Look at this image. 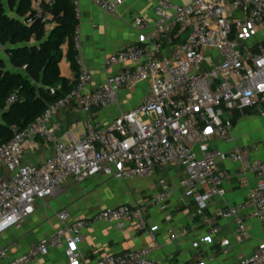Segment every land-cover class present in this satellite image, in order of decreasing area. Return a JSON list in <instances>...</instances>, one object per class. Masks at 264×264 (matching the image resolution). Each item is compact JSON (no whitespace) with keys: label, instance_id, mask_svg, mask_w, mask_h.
I'll list each match as a JSON object with an SVG mask.
<instances>
[{"label":"built area","instance_id":"obj_1","mask_svg":"<svg viewBox=\"0 0 264 264\" xmlns=\"http://www.w3.org/2000/svg\"><path fill=\"white\" fill-rule=\"evenodd\" d=\"M91 1L110 15L123 5V0ZM153 1L157 21L142 37L144 45H153L151 50L131 45L108 57L106 70H118L93 88V75L81 55L78 27V86L27 128L12 127V140L0 147V235L32 216L38 201L53 197L69 181L82 184L95 175L119 182L149 180L172 167L184 170L179 189L194 194L197 212L203 215L212 201L226 196L227 173L219 160L227 159L243 164V175L255 177L261 187L246 203L219 209L216 217L235 223L239 243L249 238L242 212L251 209L249 219L264 227V162L250 160V152L258 151V145L228 153L214 148L216 142L234 144L233 129L238 119L250 113L264 117V42L252 49L240 47V41L264 31V0H194L188 6L177 0ZM52 4L53 0H33L27 25L39 20L49 26L52 16L46 7ZM74 4L77 7V1ZM76 12L79 18L77 8ZM133 26L144 30L145 20L135 19ZM176 30L186 34L184 43L173 50L171 57L160 59L162 39ZM145 84L149 87L139 107L121 112L108 126L96 119L95 111L119 107L123 92H134ZM18 101L13 94L4 111ZM66 108L82 113L87 122L83 137L75 138L70 132L64 144L57 139L59 127L52 120ZM52 146L51 155L42 165L24 163L42 147ZM160 185L163 191L145 199L142 206L107 208L71 224L69 212L61 211L58 219L63 226L9 264H31L52 250L62 249L67 264H80L82 233L96 223L120 230L132 224L155 241L147 207L165 206L179 190L164 179ZM167 234L171 241L179 239L172 229ZM221 245L228 247L229 243L222 241ZM153 253V247H146L104 254L96 264H159ZM8 258L10 250L0 248V260ZM237 264H264V240L259 251Z\"/></svg>","mask_w":264,"mask_h":264},{"label":"crops","instance_id":"obj_2","mask_svg":"<svg viewBox=\"0 0 264 264\" xmlns=\"http://www.w3.org/2000/svg\"><path fill=\"white\" fill-rule=\"evenodd\" d=\"M7 14H16L8 9L9 0H1ZM79 11V32L81 37V55L93 75L92 87L103 83L110 74L118 69L106 70L105 61L131 45H143L149 50L152 44L144 45L142 37L155 25V3L153 0H123V5L114 15L102 12L91 0H75ZM194 0H177L182 6L190 5ZM135 19L145 20V29L138 30L133 26ZM53 24L48 26L49 30ZM186 34L176 30L164 37V51L159 58H169L173 50L185 41ZM264 42V31H256L248 39L240 41L241 48L252 49ZM7 47L0 45V58L8 70L17 72L11 64ZM62 76L75 80V72L70 62L64 58L61 64ZM148 84L140 86L134 92L121 94L120 106L117 108L95 111L96 119L104 125H111L121 112H128L140 106ZM87 117L71 108L62 109L53 118L52 124L59 127L57 139L68 143L66 136L71 132L75 138L83 137ZM234 144L214 143L225 153L234 149H250L258 145L259 150L250 152L251 161L264 162V117L250 113L246 118L238 119L233 129ZM50 149L42 147L26 157L24 163L40 166L51 155ZM221 168L227 173L224 184L226 196L215 199L203 215L198 214L194 194L179 189L185 173L181 168L172 167L159 171L146 184L135 191L128 190L124 184L111 178L95 175L82 184L69 181L53 197L38 201L35 213L20 225L12 227L0 235V248L10 250V258L0 260V264H9L21 254L27 253L46 237L52 236L63 223L58 214L67 210L68 223L88 220L107 208L122 205H144L145 199L163 191L160 180L167 181L169 186L178 187L171 201L165 206L149 205L147 213L155 241L148 233L138 232L129 224L123 230L106 223H96L82 233V242L78 252L82 255L80 264H96L104 254L117 255L133 249L153 247V259L159 264H237L260 250L264 240V227L256 220H250L251 209L241 213L248 226L249 238L243 243L236 239V226L232 220L216 217L219 209L238 207L246 203L250 194L261 187L255 177L243 175V164L230 160H219ZM168 217L172 219L167 220ZM172 229L179 239L171 241L167 234ZM218 230V233H215ZM229 243L228 247L221 245ZM31 264H67L65 250H52L47 256Z\"/></svg>","mask_w":264,"mask_h":264},{"label":"trees","instance_id":"obj_3","mask_svg":"<svg viewBox=\"0 0 264 264\" xmlns=\"http://www.w3.org/2000/svg\"><path fill=\"white\" fill-rule=\"evenodd\" d=\"M32 2L9 0L8 9L16 14L13 17L0 0V45L9 48L11 64L18 70H8L0 58V147L12 140V127L27 128L79 84L75 38L80 21L74 0H53L46 7L52 16V30L39 20L27 25ZM64 58L70 62L75 80L62 76ZM13 94L19 101L4 111Z\"/></svg>","mask_w":264,"mask_h":264},{"label":"rangeland","instance_id":"obj_4","mask_svg":"<svg viewBox=\"0 0 264 264\" xmlns=\"http://www.w3.org/2000/svg\"><path fill=\"white\" fill-rule=\"evenodd\" d=\"M120 184H124V182H118ZM146 184L145 181L140 180V179H134L129 182L125 183V186L128 188V190L135 191L136 189L142 188Z\"/></svg>","mask_w":264,"mask_h":264}]
</instances>
